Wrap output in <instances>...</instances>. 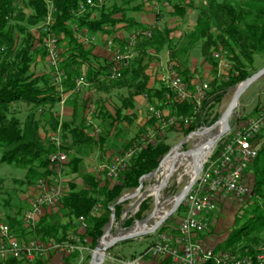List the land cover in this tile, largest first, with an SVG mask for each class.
<instances>
[{"label": "trees", "instance_id": "obj_1", "mask_svg": "<svg viewBox=\"0 0 264 264\" xmlns=\"http://www.w3.org/2000/svg\"><path fill=\"white\" fill-rule=\"evenodd\" d=\"M92 1L98 3L99 0ZM194 1L175 2L174 15L183 17L186 6L193 9ZM86 2L87 0H0V160L3 164L24 170L28 184L33 179L55 174L48 158L53 148L41 138V129L45 121L54 133L57 132L60 116L55 109L62 99L61 92L58 91L59 87L54 85L52 78L44 75L39 77L31 71L35 57L44 50L40 45L41 39H38V34L32 29L46 21L50 7L56 10L54 13L56 23L53 30L63 37L62 40L67 44V50L62 55L64 62L61 70L67 76L64 87L66 92H69L76 88L75 79L81 78L82 66L96 58L91 50L86 49L84 43L79 42L76 31L72 29L73 25H76L78 29L85 27L91 33L102 31L108 36L117 31L118 26L130 30L137 28L138 25L121 10H113L109 13L102 10L100 19L92 20V12L99 6L88 7L83 14L78 15L80 4ZM131 2L133 0L126 4ZM214 7L217 9L213 10ZM26 10L30 13H26ZM119 13L123 15L121 19L116 18ZM107 28L113 30L106 31ZM155 30L153 29L151 39L139 42L136 47L139 56L123 69L122 78L109 81L108 74L105 73L109 70V65L99 66L97 69L88 65L87 82L90 86L107 94L113 91H127L128 95L126 98H119L122 101L121 107H115L113 114L104 108L105 104L100 105L98 102L94 120L100 122L104 130L100 139L91 136L92 125H88L84 114L88 105L87 101L74 106L70 122L62 124L65 150L73 152L70 168L66 174L70 177V191L64 196L57 212L48 214L33 232L24 228L21 210L12 216L9 215L10 228L18 233L20 241L28 243L37 239L46 242L50 238L64 240L73 229L75 220L84 216L88 220L89 227L86 235L90 239L91 249L95 250L110 222L113 214L111 208L115 206L116 220L121 219L124 212L123 204H118L120 198L126 191L139 188V181L158 169L157 167L169 154L171 147L160 135L155 137L154 141L147 140L132 160L128 170L115 180H110L105 174L98 173L95 170L96 165L91 168V164H88L86 159L92 153L103 152L107 144H114L115 141H110V138L117 130L119 122L129 121L128 124H132V114L124 116L123 112L134 110L135 99L140 95L146 94L148 102L154 108L163 111L164 116L166 113L177 118L195 116V91L190 82V70L185 68L179 59L177 45L171 37L172 29L166 27L164 31ZM213 30L215 33L212 32ZM187 38L190 48L201 44L204 60L214 66L215 73H217L218 62L215 58L214 61L211 59V50L218 49L226 52L225 56L228 57L231 70L228 76L223 78L224 81L216 77L210 85L212 91L209 97L215 95L216 100L220 101L225 90L239 85L253 75L249 71L253 57L257 53H264V0L244 1L236 5L231 2L219 4L211 0L208 10L200 9L197 16V28ZM36 43L40 46L35 45ZM167 48L172 62L177 64L174 68L189 85L192 96L189 99L179 101L173 96L168 100L169 89L167 90L162 84L149 88L151 77L148 72L157 61L156 56ZM183 50L187 51L188 47ZM150 52L156 56L149 55ZM42 55L46 56V52H42ZM97 82L102 83L97 85ZM15 104L29 107L24 121L14 111ZM201 117L199 114L197 121L189 127L182 123L179 127L174 126L166 130L180 132L184 137L188 136L203 127ZM217 120L218 117L212 121L211 126ZM155 121L156 118H149L148 123L154 124ZM157 128L148 131L142 137L156 130L160 132L162 127L157 125ZM117 136L124 138L120 131L115 133V137ZM139 139L123 143L122 148L117 149L116 152H119V155L122 154ZM223 141L224 139L217 144L215 157L222 152ZM255 142L259 146L258 156L245 173V177L248 178L249 175L248 179L253 182L251 194L249 193L240 214L236 216L230 237L224 244L217 247L215 250L217 253L218 251L226 252L240 257L264 254V135L257 136ZM104 153L102 156H105ZM111 161L112 159L105 160L107 163ZM78 180L80 183H77ZM96 207L98 212L94 215L92 212ZM149 208V202L146 201L135 217L124 221V228H132L135 221L144 220ZM184 213L185 209L181 205L178 208V214L184 215ZM169 223L170 221L161 226L158 233H167L175 239L178 229L171 230ZM76 258L77 256L73 260ZM16 263L18 262L15 260L6 261V264ZM255 264H264V261L255 262Z\"/></svg>", "mask_w": 264, "mask_h": 264}, {"label": "rangeland", "instance_id": "obj_2", "mask_svg": "<svg viewBox=\"0 0 264 264\" xmlns=\"http://www.w3.org/2000/svg\"><path fill=\"white\" fill-rule=\"evenodd\" d=\"M130 1L132 0H102V4L97 3L95 5L99 7L94 9V11L91 14L92 15L91 18L92 20L100 19V17L102 16L101 14L102 10L108 13L113 10H121L126 13L128 18L135 19L139 23H143V21L146 23L143 25L138 24L137 28H132L130 30L128 29L127 32L131 33L129 34V36L134 34L135 33L134 31L142 27L147 28V29H144L145 31L149 29L151 30L152 28L156 30H160V31H164L166 27L171 28L172 29L171 37H172V40H174V44L177 45L176 49L178 51L177 54L179 55V59L180 61H182L181 63H183V66L185 68H189L190 71L192 70V76H191L190 81H195V82L197 81L198 83L197 85L207 84L209 86L208 91L206 92L207 97L203 101L201 108L198 109L199 110L198 115L200 114L202 116L201 118L204 124L203 127H201L198 131H203L204 128H209V129L212 128V126L215 125L216 122H218L220 117L226 111L227 109L226 107L232 101L234 97V93L239 85L235 87H229L227 90H225L220 101L216 100L215 95L209 97L212 91L211 86H210L211 83L216 77H218L219 80L224 81L223 78L227 77V75H224L225 74L224 72L225 71L227 73L230 72L231 64L228 60V57L225 56L226 52L224 51L222 52L221 50H218V49H212L211 59L214 61V58H215L216 61L218 62L217 73H215L213 70L214 66H212L211 63L208 64L204 60V56L201 53V44L200 43L196 44L195 47H192V48L188 46L189 39L187 37L190 35V33L194 32V30L197 28V16L199 14V11L202 8L208 10V8L211 6V0H195L193 3L194 4L193 9L188 8L186 6L185 8L186 13L183 17H180V18L178 16H175L174 11H173L175 2H178L179 0H133V2H131L130 4H126V2H130ZM215 1L219 4H221L222 2L225 4H228L229 2H231L234 5H236V4H242L244 1H250V0H215ZM51 8L52 7H50V9ZM91 8H94V7H91ZM216 9L217 7H214L213 10H216ZM25 12L30 13L29 10H26ZM121 13L117 14L116 18L121 19L123 16ZM152 17H153V20H152ZM147 21L150 23H147ZM39 26L40 25H38V27ZM38 27L32 29V31L36 34H38V31H37ZM117 28H119V26ZM72 29L76 31V37L80 43L82 42L84 43V45L88 44L87 46L89 47L85 46L87 50L93 51L92 48H96V47H100V49H105L106 45L102 42V39H100L104 37L103 34H105V32L98 31L95 33H91L85 27L78 29L76 25H73ZM110 29L111 28H107L106 31H109ZM212 32L215 33V30H213ZM54 33L56 34L57 39H58L60 57L62 58V62L59 65V71L61 72L62 63L64 62V58L62 57V55L67 50V44L66 42L62 40L63 37L59 36L55 31ZM116 34H117V31H115L113 34L109 36L105 34L106 37L108 38V41H107L108 45H109L110 40L114 42L113 46H110V47H114V50L117 46L115 42ZM88 35H92V36L97 35L96 43L98 46L97 45L93 46L90 43L91 37ZM35 45H38L39 47L41 45V42H40V45L37 43ZM187 47H188L187 51L183 50L185 48L187 49ZM44 51L45 49L42 52ZM42 52L39 53V55L35 57V62L31 67V71L39 77L41 75H44V76H47L48 78H52L54 85L59 87L58 91L61 92L62 99H61V102L57 106H59V109L61 110L64 109L63 113H61L62 111H58L57 106H56L55 111H57V115L60 116L59 124L61 122L62 124L64 122H70L71 120L70 119L69 121H66L65 109H73L74 111L75 105H81L82 103H84V101H87L88 105L84 111V114H85L88 124L92 125L91 136L95 137L96 139H100V136L104 132V130L102 126L100 125V122L94 120V113L95 111L97 112L98 102H100V105L105 104L104 108L113 114L115 107H121L122 101L119 98H123V97L126 98L128 95V92L127 91H121V92L113 91L112 93L107 94L105 92L97 91L96 88L94 89V87L90 86L87 82V69H88V65L96 69L99 66H102V67L103 66L106 67L107 65L110 66L112 55L108 59L106 57L98 56L95 59L91 60V62L88 63L87 65H83L82 66L83 73L81 77L85 78L86 80L85 84H83V86L81 87H78L75 85L76 88L74 90H70L69 92H66L64 83L67 80L61 85L56 84V82H54V71L55 70L50 68L49 59L47 55L43 56ZM168 54H169L168 48L161 52V56L165 58H167ZM216 55H220L221 58L217 59ZM221 62L223 63L228 62L230 65V69L228 70V69L221 68L220 66ZM172 66L174 68V65ZM262 69H264V53H257L253 57L252 66H249V71L251 74H254L256 72L261 71ZM105 73L108 74L109 71L107 70L105 71ZM101 83L102 82L100 83L97 82V85H101ZM164 86H165V83H164ZM148 104L146 105V103L145 104L143 103L140 106L136 105L137 109L136 111H134V113L136 112L135 113L136 115L134 116L133 115L134 113H133L131 116L132 124H128L129 121L119 122L117 124V127H118L117 130L113 132L110 138V141H113V140L115 141L114 144L113 143L107 144V146L104 147L105 148L104 151H106L105 153L103 150H102L103 152L100 151V152L92 153L89 156V158L86 159V162L91 165L93 164L92 162H95L96 164V159H100L103 153L106 157V161H110V159L113 160L116 156H119V152H116V151L117 149L120 150V147L122 146L124 141L128 143L131 140H137L140 137H142V135L146 134L148 131H153L155 127L157 128V125L161 126L157 119L154 124L148 123L149 118L154 117L151 114V112H149V106H152V105L149 102ZM28 110H29V107H26L25 105H20V104L14 105V111L16 112L17 116L22 119V121L26 119V116L28 115ZM44 110H46V108ZM123 113H124V116H127L129 115L128 113L130 112L124 111ZM72 117H73V112H72ZM165 117L167 118V117H174V116H170V113H168V114H165ZM216 117H218V120L215 122V124L211 126L212 121H214ZM155 118L156 117H154V119ZM256 118H262L264 122V76L260 78V80L255 82L253 86H251L245 92V94L241 97L239 104L237 106V109L235 110L234 114L230 118L231 130L227 133L225 138H223L224 139V141L222 142L223 147L229 140H231L234 137L235 133L241 132L244 128H246L251 123V121H254ZM42 126L43 127L41 129L42 130L41 138L45 140L46 144L52 146L53 148V151L48 155V158H49V156L56 151V145L54 144V142H52V138L55 136L57 132L54 133L51 130V128L46 124L45 121L42 123ZM99 129H100L99 134H96L95 133L96 130H99ZM117 131L118 132L120 131L123 134L124 139L122 141L119 140L120 139L119 136L115 137V133ZM159 131L160 132H158L157 130L154 131L156 135L155 137L160 135L162 139L165 141V143L171 147V149L178 146L181 142L185 140V137H187V136L184 137L183 134L180 132H175V131L168 132V130H163L162 128ZM198 131L194 133H198ZM62 135H63V129H62ZM62 135H61V142L63 143ZM263 135H264V125H263L262 130L260 131L258 135H256V137L263 136ZM197 139L198 138L192 137L187 143H185L183 147L179 149V151L183 153L187 150L197 148L198 146L201 145V142H202L201 138H199L198 141ZM254 143L256 144L257 142H255L254 140ZM217 144L210 151L211 153L208 155L203 165L214 156V153L216 152L215 149H216ZM62 149L66 153L67 157L69 158L68 163L63 168V171L65 172V180H66L67 186H69L70 177H68L66 174L68 173L67 171H69V168H70L73 152H67L65 150L64 143H63ZM0 159H1V152H0ZM49 161H50V158H49ZM50 165L52 164L50 163ZM53 169H56V168L53 166ZM190 171L191 170L188 167L181 166L172 175V177L169 180V184L165 186L163 190L160 192L159 212L160 211L161 212L171 211L175 197L187 186V184L191 180L190 173H189ZM248 178H250L249 175H248ZM248 178L247 176L244 178L245 179L244 184L247 187L248 192L246 195H244L243 198H238L233 194H229L227 197L220 194L217 197V200H216L217 209L215 212H213L214 214L212 215V217L210 216L211 219L208 216L209 227L205 232H203V233H208V237L215 239L217 238V236H219V237H225L227 238L226 240H228V238L230 237L229 235L231 233V230L234 228V225L236 222L235 221L236 216L240 214V210H242L243 208L242 205L244 201L247 199L249 193L251 194V188H252L253 182L252 181L250 182L251 179H248ZM39 179L38 178L33 179L31 183L28 184L27 176L24 170L18 167H15L13 165L3 164L0 160V225H4V224L9 225V218H8L10 217L9 215L12 216L16 212H18V210H21L22 212L21 216H23L22 219H23V226H24L25 214L27 210H29L30 208L31 200L33 196L35 195L34 186ZM161 179H162L161 175L158 174L157 177L144 181V189L142 190V194H143L142 196L144 197V201L141 203V205L144 204L146 201H148L150 205L149 210L145 213L146 217L152 214L156 206V202H155L156 197L149 194L150 193L149 191L154 186H156ZM22 181L24 183H22ZM77 183H80V180H78ZM137 189L126 191L123 194V196H126V198L128 199L126 202L122 203L123 212L128 213V211H130V213H128L125 218H121L119 220L118 219L116 220L115 218V222L113 224L114 227L112 230V236H116L118 234L121 228L120 226L121 223L123 226V223L125 220L130 219L131 217H135V215L139 212L141 205H138V202L140 201L141 197H138V196L132 197V195L135 194V191ZM56 212L57 210H52L51 213L50 212L47 213L46 216L48 214H53ZM182 218H183V214H178V209H177V212H175L174 215L168 219L170 221L169 224H171L172 230L174 228L176 229L179 228V225H180L179 222L182 220ZM158 219L159 217L151 221L148 225L152 226L155 222H157ZM135 222H134V225H132V228L125 229L123 226L124 232L126 233L132 232V230L135 228ZM159 230L156 231L155 233L148 234L145 237L134 238L129 242L127 241V242L119 243L107 253V259L105 260V264H122L124 261L133 260V258H136V257H144L143 260L147 259L148 257L151 256L150 254L146 255L148 248H150L153 245V243L156 240H158L156 239L155 241L151 242L149 238L153 235L156 236V238H158V236L161 234V233H158ZM12 231L14 232V230ZM15 234L18 235L17 232ZM176 238H178V236ZM196 239L197 237L195 238V240ZM225 241L221 244H224ZM196 242L199 243L198 240H196ZM146 243L148 244L147 245L148 247L144 251L139 253L138 251H140V248L143 245H146ZM199 244L202 247H204L201 243ZM221 244H218L217 247ZM217 247L215 248L209 247L207 249H211L215 251L217 250ZM88 248H89V251L83 255L84 256L83 259H81L80 257H77L76 259L77 261L75 264H91L94 250H92L90 246ZM162 259H165V258H162ZM143 260H142V263H143Z\"/></svg>", "mask_w": 264, "mask_h": 264}, {"label": "built area", "instance_id": "obj_3", "mask_svg": "<svg viewBox=\"0 0 264 264\" xmlns=\"http://www.w3.org/2000/svg\"><path fill=\"white\" fill-rule=\"evenodd\" d=\"M97 3L87 0L81 3L78 8V14L84 13L88 7H94ZM98 4H102L99 0ZM55 9H49L46 21L38 27V39H41V45L46 51L49 59L50 68L54 71V82L61 85L67 80V76L59 71V65L62 62L60 57L59 44L53 26L56 23L54 16ZM153 29L141 31L138 30L128 37L123 48L117 47L113 51L112 60L109 66L108 80H118L122 78L123 69L128 65L136 55L135 50L139 42L144 39H151ZM114 42L110 40L109 47ZM220 59V55H216ZM221 68L230 69L229 63H220ZM168 74L163 82L169 94L167 99L175 96L179 101L191 98L189 85L177 73L172 65H168ZM221 70V69H220ZM224 75L228 76L225 71ZM85 78H77L75 85L78 87L85 84ZM209 86L207 84L198 85L195 89L194 100L196 103V113L194 117H168L166 118L162 111L149 106V112L156 117L161 127L166 130L170 127H179L185 124L192 125L198 119V109L201 108L203 101L206 99V92ZM144 98L148 100L147 95ZM90 123V122H89ZM89 125V124H88ZM264 125L262 118H256L254 121L244 128L241 132L234 134L223 147L222 152L216 157L213 156L204 165L198 177V181L193 186L187 197L182 202L185 209L182 220L179 222V243H175V239L167 233H161L153 245L148 248L147 254L155 259L165 258L171 264H255L264 261V254L261 253L255 257H240L225 252H216L211 249L203 248L196 242L195 238L203 234L208 227V216L216 211V200L221 194L227 196L233 194L238 198H243L247 194V187L244 184V177L251 163L258 156V145L254 143L256 135L260 133ZM57 133L52 138V142L56 145V151L52 153L50 158L51 169L55 174L39 179L35 184V195L31 200L29 210H27L24 218V226L30 231H35L41 220L46 217L47 213L52 210H58L63 202L64 196L70 191L65 180L64 166L68 163L69 158L63 151V143L61 142L62 122L57 128ZM100 129L96 130L99 134ZM155 133L151 132L143 136L133 145L128 147L119 156H116L111 162H102L97 164L95 170L98 173L105 174L108 179L115 180L123 172L128 170L132 160L137 156L138 151L146 143L147 140L154 141ZM98 207L93 210V214H97ZM127 213L122 215L125 218ZM123 220V219H122ZM68 237L58 241L54 238L48 239L46 242L33 239L26 243L18 240L9 225H0V261L15 260L33 264L38 260H46L49 255L57 254L61 257L78 256L83 259V255L89 251L90 239L86 233L89 229L88 220L82 216L75 220ZM144 257H136L133 260H126L122 264H142Z\"/></svg>", "mask_w": 264, "mask_h": 264}, {"label": "water", "instance_id": "obj_4", "mask_svg": "<svg viewBox=\"0 0 264 264\" xmlns=\"http://www.w3.org/2000/svg\"><path fill=\"white\" fill-rule=\"evenodd\" d=\"M264 76V69H262L259 72L254 73L250 78H248L247 80H245L244 82L240 83L239 86L237 87L235 93H234V97L232 99V101L230 102V104L226 107V111L223 113V115L220 117V119L218 120V122H216L215 125L212 126V128H204V130L212 133V131L220 126V130L217 131L216 133L213 134L212 138L207 142L204 143L202 145H200L197 148H193L190 150H187L185 153H189L190 155L196 156L197 154H199V151L204 150V149H213V147L220 142L223 138H225V136L227 135V133L231 130V122H230V118L232 117V115L234 114L235 110L237 109V106L239 104V101L241 99V97L245 94V92L251 87L253 86V84L255 82H257L258 80H260V78H262ZM203 130V129H202ZM196 133L189 135L187 137H185V140L183 142H181L178 146H176L175 148L171 149V151L169 152V154L164 157V159L162 160L165 161L167 158H169L172 154V152L174 150H178L181 147H183L185 145V143H187L191 137L193 135H195ZM162 162L160 163V165L157 167L158 169L155 172H152L148 175H145L140 181V186L139 188L135 191V194L132 195V197H141L140 201L138 202V205H141V203L144 201V197L142 196V190L144 189V181L145 180H150L153 179L155 177L158 176V173L160 172V166L162 164ZM203 163L200 162V164L198 165V173L195 175V177L193 179L190 180V182L187 184V186L179 193L177 194V196L175 197L174 201H173V207L171 208V211H169L165 216L161 217L159 220H157V222H155L152 226L148 225L151 221L155 220L157 218V215L159 213V197L155 198V202H156V206L155 209L153 210L152 214L148 215L147 217H145L144 220L142 221H136L135 222V227L139 226V225H143L144 226V230L140 231V232H124V228L122 226V223L120 224L121 228L118 232V234L116 236H112V230H113V224L115 222V206H113L111 208V211L113 212L110 222L109 224L106 226V229L104 231V235L102 236V238L100 239V243L97 245V247L94 250V254H93V258L91 261V264H104L105 260L107 259V253L116 245H118L119 243L122 242H127V241H131L134 238H140V237H145L148 234H152L155 233L156 231H158L160 229V227L162 225H164V223L174 215L175 212H177V209L181 206L182 202L185 200V198L187 197V194L191 191V189L193 188V186L196 184V182L198 181V177L200 176V173L203 169ZM171 175L165 179L163 186H167L169 184V180H170ZM128 199L126 198V196H122L121 199L118 201V204H122L124 202H126ZM128 213H130V211H128ZM127 213V214H128Z\"/></svg>", "mask_w": 264, "mask_h": 264}, {"label": "crops", "instance_id": "obj_5", "mask_svg": "<svg viewBox=\"0 0 264 264\" xmlns=\"http://www.w3.org/2000/svg\"><path fill=\"white\" fill-rule=\"evenodd\" d=\"M135 20V19H134ZM152 20H153V17H152ZM151 20V21H152ZM136 21V20H135ZM136 23L137 24H139V25H143V24H146L144 21H143V23H139L138 21H136ZM147 23H150V22H148L147 21ZM153 29V28H152ZM151 29V30H152ZM127 28H123V26H119V28H118V30H117V34H116V36H115V42H116V45H117V47H121V48H123L124 47V45L127 43V42H125L126 41V39L129 37V34H131L130 32H127ZM138 30H142V31H145L144 29H138ZM138 30H136V31H138ZM150 30V29H149ZM136 31H134V32H136ZM104 35V37H102V38H100V39H102V42L106 45V47H105V49H100V47H96V48H92L93 49V51H92V55L94 56V57H98V56H100V57H106L107 59L112 55V53H113V51H114V47H109V45H108V38L106 37V35L105 34H103ZM88 36H90L91 38H90V43L93 45V46H96L97 45V43H96V36L97 35H95V36H92V35H88ZM113 38V37H112ZM107 39V40H106ZM88 45V44H87ZM87 45H85L86 47H89V46H87ZM98 46V45H97ZM135 57L131 60V61H133V60H135L139 55H138V52H137V50H135ZM149 55H151V56H156V55H154V53L153 52H150L149 53ZM156 57H158L157 58V61L155 62V63H153V65H152V67H151V69L152 70H150L149 72H148V74L150 75V81H149V88L151 89V88H154V87H156V86H159L160 84H162V85H164V83H163V80H164V78L167 76V74H168V65H170V64H172V65H174V66H176L175 65V63L173 62H171L172 60H170L171 58H170V54H168V56H167V58H165V57H162L161 56V53L160 54H158ZM130 62V61H129ZM47 63V62H46ZM129 64V63H128ZM48 66V65H47ZM128 66V65H127ZM46 67V66H45ZM49 68V67H48ZM194 70V69H193ZM189 76L191 77L192 76V70L189 72ZM191 82V86H192V88L194 89V91H195V89H196V87L198 86L197 84V81L195 82V81H190ZM196 86V87H195ZM148 100L146 99V98H144V95H140V97H137L136 99H135V109L134 110H128L127 112H130V113H128L129 115L130 114H133L134 113V111H136V109H137V107H136V105H138V106H140L141 104H145L146 103V105L148 104V102H147ZM149 105V104H148ZM57 110L58 111H62L61 113H63V111H64V109L63 110H61V109H59V106H57ZM65 115H66V121H69L71 118L70 117H72V112H73V109H65ZM166 114H168V113H166ZM120 139V141H122L124 138L123 137H119ZM118 140V141H119ZM124 144L125 143H127L126 141H124L123 142ZM122 146H123V144H122ZM122 146L120 147V149L122 148ZM106 160V157L105 156H102L101 155V158L100 159H96V164H95V162H92L93 164L92 165H90L91 166V168H93V166L94 165H97V164H99V163H101V161L102 162H104ZM96 167V166H95ZM228 196V195H227ZM227 196H225V197H227ZM214 213H211L210 215H209V218L211 219V217H212V215H213ZM211 216V217H210ZM166 222H169V220H167ZM165 222V223H166ZM164 223V224H165ZM172 230V229H171ZM179 237V233H175V243L176 244H178L179 243V238H176V237ZM197 237V239L196 240H198V242L199 243H201L204 247L203 248H209V247H213V248H215V247H217V245L218 244H221V243H223L227 238H225V237H219V236H217V238H215V239H212L211 237H208V233H203V234H201V235H198V236H196ZM150 241L151 242H153V241H155L157 238H156V236H151L150 238ZM148 244L146 243V245H143L141 248H140V251H138L139 253L140 252H142V251H144L148 246H147ZM135 251H137V250H135ZM76 256H73V257H70V258H68V257H61V256H59V255H57V254H51V255H49V257H48V259H46V260H44V261H42V260H38V261H36V262H34L33 264H75L76 263V261L77 260H73L74 258H75ZM78 257V256H77ZM77 259V258H76ZM0 264H6V261L5 262H1L0 261ZM16 264H28V263H23V262H18V263H16ZM105 264V263H104ZM142 264H171V262L169 261V260H167V259H155V258H153V257H148L147 259H144L143 260V263Z\"/></svg>", "mask_w": 264, "mask_h": 264}, {"label": "bare ground", "instance_id": "obj_6", "mask_svg": "<svg viewBox=\"0 0 264 264\" xmlns=\"http://www.w3.org/2000/svg\"><path fill=\"white\" fill-rule=\"evenodd\" d=\"M219 128H220V126L216 127L212 131V133H210L206 130L198 131V133H196L192 137L198 138V139L201 138L202 139L201 145H202L204 143H207L212 138L213 134L220 130ZM198 139H197V141H198ZM210 151H211V149H204V150L199 151V154H197L196 156H193V155H190L189 153L183 154L179 151V149L174 150L172 152L171 156L162 162V164L160 166V168H161L160 172L158 173L159 175H161L162 179L159 181V183L156 186H154L149 191L150 192L149 194H151L152 196H155V197H159V199H160L159 195H160V192L164 188L163 183H164L165 179H167L170 175L172 177V175L181 166L188 167L191 170L189 172L190 173V179H193L199 171L198 165L200 164V162L204 163V161L206 160L208 155L211 153ZM158 204H160V200H159ZM167 213L168 212H161L160 211L158 213L157 217H159V219H160L161 217L165 216ZM144 229L145 228L143 225H139V226L135 227L132 230V232H140V231H143Z\"/></svg>", "mask_w": 264, "mask_h": 264}]
</instances>
